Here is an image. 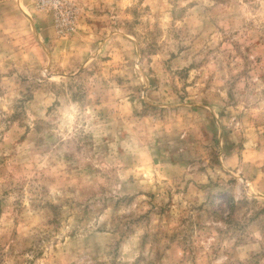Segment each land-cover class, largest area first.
<instances>
[{
    "label": "rangeland",
    "instance_id": "obj_1",
    "mask_svg": "<svg viewBox=\"0 0 264 264\" xmlns=\"http://www.w3.org/2000/svg\"><path fill=\"white\" fill-rule=\"evenodd\" d=\"M0 0V264H264V0Z\"/></svg>",
    "mask_w": 264,
    "mask_h": 264
},
{
    "label": "built area",
    "instance_id": "obj_2",
    "mask_svg": "<svg viewBox=\"0 0 264 264\" xmlns=\"http://www.w3.org/2000/svg\"><path fill=\"white\" fill-rule=\"evenodd\" d=\"M37 6L51 13L59 33L66 34L74 29L75 12L68 0H35Z\"/></svg>",
    "mask_w": 264,
    "mask_h": 264
}]
</instances>
